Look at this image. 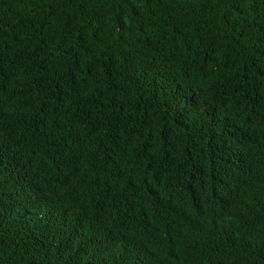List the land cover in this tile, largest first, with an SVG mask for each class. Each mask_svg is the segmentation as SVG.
<instances>
[{
	"label": "trees",
	"instance_id": "obj_1",
	"mask_svg": "<svg viewBox=\"0 0 264 264\" xmlns=\"http://www.w3.org/2000/svg\"><path fill=\"white\" fill-rule=\"evenodd\" d=\"M0 264H264V0H0Z\"/></svg>",
	"mask_w": 264,
	"mask_h": 264
}]
</instances>
